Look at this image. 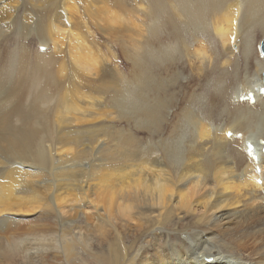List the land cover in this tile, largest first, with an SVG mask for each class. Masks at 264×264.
Instances as JSON below:
<instances>
[{"label": "bare ground", "instance_id": "obj_1", "mask_svg": "<svg viewBox=\"0 0 264 264\" xmlns=\"http://www.w3.org/2000/svg\"><path fill=\"white\" fill-rule=\"evenodd\" d=\"M5 1L0 0V28L2 24L13 25V15L2 9L12 8L11 1L4 4ZM20 1L26 8L40 11L33 25L35 29L28 20L22 21L26 35L36 37L39 42L35 46L33 43L37 52L34 65H29V58L24 54L25 42L23 48L22 44L18 45L19 52H15L14 46L5 53L6 60L3 59L2 65L0 63V179L3 174L10 177L6 182L0 180V264H51L46 259L37 261L31 256L35 254L31 250L36 246L39 251L56 247L49 231H57L59 227L57 223L45 226L48 216L59 211V214L70 213L76 218L80 210L87 219L91 215L89 209H92L93 228L82 231L88 236L93 233V249L97 252H93L90 264H264V225L250 231L246 237L245 219L238 211L247 207L246 196L239 192L240 187L230 181L227 173L247 165L248 172L245 177L242 175V180L250 183L256 194L260 193L264 206V152L260 146V142L264 143V41L255 46L259 58L255 62L256 69L248 63H244L245 69H240L239 63L232 64V56L241 57L243 53V48L235 41L240 18L252 20L264 28V0H170L173 3V139L169 142L170 148L167 143L165 151L162 149L165 160L162 154H157L155 161V148L141 156L133 151L121 152L116 147L113 150L105 147V142L112 140L107 136L103 141L109 135L105 124L80 128L98 123L100 119L94 118L92 112L105 107L99 104L93 111L85 109L83 112L74 102L78 95L94 99L90 96L94 94L99 100L115 95L114 98L120 101L124 96H136L147 104L149 100L135 87L127 93L131 82L127 83L120 73L115 75V71L109 70L102 61L91 55L89 58L77 56L79 40L76 35H79L80 25L67 13L72 1ZM75 1L79 4L76 10L80 18L85 17L89 23L96 17L98 25V15L109 13L108 0ZM139 1L150 5L151 21L149 25L140 23L131 30L129 46L134 44L141 50L122 46L120 52L131 62H136L138 54L147 42H151L153 37L145 36V33L149 26L158 24L162 4H166L165 0ZM48 2H58L52 15L49 9L45 10ZM18 3L14 1V4ZM210 14L214 15L209 22ZM111 20L121 23L119 17ZM108 26L114 31L121 30ZM202 35L209 37L199 41L198 37ZM49 37L61 41L72 62V67H63L59 73L62 84L58 74L56 77L50 74L45 55L52 47L46 44ZM147 37L148 41L142 40ZM113 63L121 65L114 60ZM142 79L154 84L153 77L145 71H140L134 81L140 85ZM64 80H69L72 85H63ZM45 83L49 88L59 89L61 97L48 93ZM79 90L84 93L80 94ZM244 93L250 95L249 100L238 102ZM240 105L246 109L237 107ZM156 106L157 100L146 106L151 111L141 117L140 122L145 124L148 119L153 122L159 111ZM222 113L228 115L227 123L222 120L212 126L209 123L211 117L223 116ZM228 131L233 137L226 135ZM247 142L256 161H251L244 152ZM82 145L88 149L81 151L82 158L95 154L111 159L112 154H116L127 166L141 159L150 167L166 165L168 171L138 173L135 168L124 170L118 163L104 164L103 168L89 164L84 168L78 150ZM231 158H235L234 164L230 163ZM9 161L31 164L27 171L38 167V174L23 172L25 168L18 163L13 166L22 172L18 178L5 168ZM107 170L115 177L111 183L97 184L92 193H86L85 188H90L86 184L102 182L101 173ZM73 189L81 195L86 193L83 200L91 203L90 208L81 210ZM212 189L216 191L215 195L209 193ZM227 208L235 211L225 215L222 210ZM39 211L46 217L40 224L23 222L26 221L24 217L18 216ZM180 212L189 220L191 218L190 227L196 230L193 248L183 242L173 249V256L169 255L168 249L160 250L159 247H154L148 254L142 239H147L149 233L155 234V229L157 235L174 218L180 225L182 219L177 217ZM12 218L22 219L15 221ZM217 232L223 235L222 243H212ZM59 240L62 242L56 254L78 264L73 254L75 239L66 243L59 236ZM141 250L143 252L137 256ZM209 257L214 259L213 263L206 262Z\"/></svg>", "mask_w": 264, "mask_h": 264}, {"label": "rangeland", "instance_id": "obj_2", "mask_svg": "<svg viewBox=\"0 0 264 264\" xmlns=\"http://www.w3.org/2000/svg\"><path fill=\"white\" fill-rule=\"evenodd\" d=\"M10 1V5L12 6V8L9 9L3 7L2 9L10 11V15H13V25H1L0 30L2 35L0 36H2V38L0 39V63L2 65L4 63L3 59L4 61L6 60L4 58L6 57L5 53L11 51L14 46L15 52H19L20 50L17 47L18 45L20 46L22 44V48L26 46L24 54L27 56V58H29V65H34L37 52L33 47V43L35 46V43L39 42V39H37L36 37H31L30 35H26V31H24L26 29V26L22 23V21L24 19L28 20L31 24V27L35 29L33 25L37 20L40 11L31 10V7L29 6H27L26 8L23 2H21L20 0H7L4 2V4ZM14 1H18L19 3L14 4ZM71 1L72 4L69 5V8L67 9L68 16H70V18H72L73 20L79 22L80 25L78 29L79 35H76L77 39L79 40V42L77 43L79 47L77 56L79 58H82L85 55L89 58L91 55L96 60L102 61L109 70L115 71V75L120 73L128 81L127 83L131 82L128 85L129 88L127 93L132 87H135V89L139 91L143 96H146L147 100H149V104L154 100H157L156 109H159V111L157 112L158 115L155 120L152 122L151 119H148V122L144 124L140 122V118L144 117V115L148 114L151 110L146 107L149 106V104L139 101V98H135L136 96L133 98L124 96L120 101L119 99L114 98L115 95L105 100H99V98L94 94H90V96L94 99H84L83 96L81 97V95H78L74 102L77 108L82 109L83 112L85 111V109H91L93 111L99 104H102L105 107L92 112V114H94V118L100 119L98 123L92 125L85 124L80 128L85 129L99 126L100 124H105L107 125L109 135H106L103 141L107 140V136H110L112 138V140L105 142L104 146L108 149L113 150L116 147L121 152L133 151L142 156L149 149L155 148L153 160H156L157 154H162V159L165 160V154L163 153V151H165L166 149V144H169V142L173 139L171 137V133L173 132V3L170 0H165L166 4H162L163 10L159 14L158 24L152 28L151 26H149V30L145 33V36L153 37L151 42H147L146 46L142 49V52L138 54L137 61L131 62L130 59L128 61L126 55L122 54L120 51L122 50V46H129V41L132 42L131 30L134 28V26L139 25L140 23H146L147 25H149L151 21V19L149 18L151 13V11L149 10L150 5L139 0H135L132 3L127 0H108L109 5L107 7V10L109 11V13H100L98 15L99 23L97 25L96 17L92 20V23H89L88 19H86L85 17L80 18L81 15L76 10L79 5L78 2H76L75 0ZM56 4H58V2H48V6H45V10L46 8L49 9V13L52 15L56 9ZM13 8H15L14 11ZM213 15L214 14L209 15V22ZM112 17H119L121 23L117 24L113 22L111 20ZM106 18H108V20ZM108 24L120 27L121 30H111L109 29ZM159 29L161 30L160 34H158ZM208 37V35H202L201 37L199 36L198 39L199 41H201L200 39L204 40ZM23 38L25 39V41L21 42ZM142 40L148 41L149 37L143 38ZM235 41L238 46L243 48V53L241 57L233 55L232 64L239 63L238 67L240 69H245L244 63H248L249 67L256 69L255 62L258 61L259 58L255 46L257 42H259L261 45V42L264 41V28L259 24L254 23L252 20L240 18L239 30ZM23 42H25V45L23 44ZM46 44L52 45L50 50L45 52L50 65V74L55 77L57 74L60 76L61 69L63 67H72V62H70V59L68 60L67 51L61 45L60 40H57L54 37H49ZM129 47L137 49L138 51L141 50L135 47L134 44H130ZM71 51L73 52L74 50ZM113 60L115 63H120L121 65L114 64ZM140 71H145L146 74L152 76L154 79V84L150 85L148 80L142 79L140 85H138L139 82L134 81V78L140 73ZM262 74L259 75L260 78ZM60 79L62 84L61 76ZM193 80L194 78L191 79V81ZM66 84H71V82L69 80H64L63 85ZM45 87L48 93H52L58 98L61 97L59 89L49 88L46 83ZM83 93L84 92L80 91V94ZM147 95H149V98L147 97ZM54 104L55 103L53 102L51 109H53ZM237 107L246 109L244 105H240ZM222 114L223 116H212L211 122L209 123L212 126L217 125L216 123L220 124L222 120L224 121V123H227L228 115L226 113ZM84 147L85 146L82 145L78 148V150H80L79 160L84 168H88L89 164L103 168L104 164L109 165L118 163L120 164V167L122 169L133 170L135 168L138 173L146 172L147 174H149L154 170H161L162 173H167L168 171V168L166 167L164 162V167H150L146 165L141 159L132 161V165L127 166L123 162V159L118 157V155L116 154H112L113 158L111 159H105L102 155L96 156L95 154H93V156H88L87 158H82L81 151H88V149ZM18 163L22 162L9 161L4 166L12 174L19 178L22 173L21 170L13 167L15 165H19ZM230 163L234 164L235 158H231ZM30 165L31 164L29 163H22V166L25 168L22 169V171L27 173L30 172L32 175H37L38 167L34 169L32 168L31 171L26 170V168ZM247 170L248 166L246 165L245 167L239 166L237 168H234L231 174L227 171L230 181L238 185L240 187L239 192L242 195L246 196L245 202L247 204V207H242L238 210L241 212V215H243V218L245 219L246 237L250 231L258 230L264 225V206L261 205V197H259L260 193L258 192L256 194L255 191L250 188V183L242 180V175H244L245 177L248 172ZM240 171H243V174H240ZM111 173L112 172L108 170L104 172L102 171V182H88L86 184V187L89 186L90 188H85L86 193H92L97 184L106 185L111 183V181L113 180L112 178H115L111 176ZM121 174L122 173H120V175ZM1 179H5L6 182L10 179V177L7 174H3V176H1ZM234 190L235 192H237V189ZM72 193L78 196L80 200L79 207L81 208V210L91 207V203L85 202L83 200L86 196V193L84 195H81V193L76 189H73ZM209 193L215 195L216 191L212 189ZM89 210V213L91 215H89L87 219L80 212V210L79 215L76 218H74L75 216H71L70 213L66 216L63 214H59V211H56V214H48V221L45 226L51 227V224L56 225L57 223V226L59 227V230L57 231H54L53 229L49 231V234L53 236V239L56 241V247L49 246L45 247L43 251H39V247L36 246L31 250L35 253L31 256L37 261L46 259L51 264H72L70 259L66 256H59L56 254V252L58 251V247L61 246L62 241L59 240V236H61L64 238V241L66 243H72L71 240L75 239L73 254L77 258L78 264H90L92 261L91 257L93 252H97L93 249V233L88 236V234H83L82 231L90 229L92 230L93 228L92 209ZM234 211V209L230 208L222 210L225 215H230ZM55 215L58 217V220L56 219L57 217H55ZM18 216L24 217V220L26 221L23 222H33L39 224L46 218L44 213H40V211L30 213L28 215ZM177 217H180L182 219L180 225L177 224L179 220L177 218H174V220H172L171 223H169V225L166 228L162 229L163 231H160L157 235V230L155 229L153 232L155 234L152 235V233H149V237L147 239H142L141 243L144 245V247H148V254H150L154 247H159L160 250L168 249L169 255L173 256V249L183 242L193 248L196 241V239L194 238L196 236V230L194 231L190 227V222L192 221L191 218L189 220V218L183 212H180ZM12 219H15V221H19L22 218ZM228 220L229 218H227L226 221ZM130 225L132 226L133 224L131 223ZM231 226H234V223H232ZM73 233L74 235H72ZM213 238L214 240H212V243H222L221 240L223 238V235L221 234V232H217L216 236H214ZM237 240L241 241L240 239ZM52 244H54V242ZM142 252L143 250L139 251L136 255L139 256V254ZM177 261L178 260H176V262ZM206 262L213 263L214 259L212 257H209L206 259Z\"/></svg>", "mask_w": 264, "mask_h": 264}, {"label": "water", "instance_id": "obj_3", "mask_svg": "<svg viewBox=\"0 0 264 264\" xmlns=\"http://www.w3.org/2000/svg\"><path fill=\"white\" fill-rule=\"evenodd\" d=\"M263 82H264V75H263V78H262ZM261 144H263V142H261Z\"/></svg>", "mask_w": 264, "mask_h": 264}]
</instances>
